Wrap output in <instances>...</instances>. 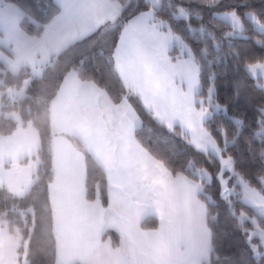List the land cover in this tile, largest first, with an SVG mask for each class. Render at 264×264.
I'll use <instances>...</instances> for the list:
<instances>
[{"label":"snow or ice","instance_id":"1","mask_svg":"<svg viewBox=\"0 0 264 264\" xmlns=\"http://www.w3.org/2000/svg\"><path fill=\"white\" fill-rule=\"evenodd\" d=\"M198 2L213 16H222L231 29L229 39L244 32L246 22L264 33V8L257 13L243 2L228 6L222 0ZM55 6V14L39 23L15 0H0V46L9 53L0 51V75L18 76L23 70L26 76H38L70 48L111 34L113 43L96 55L106 59L125 89L113 100L104 86L86 75V61L81 59L66 68L51 93L33 101L44 110L51 132L44 202L49 206L45 215L49 234L54 236L56 264H211L215 249L209 221L215 222L218 213L209 211L216 202L206 195V188L213 183L254 264H264V167L255 174L235 167L229 148L245 121L233 117L236 127L231 136L223 123L216 122V114L227 109L218 102L211 61L206 90L203 86L201 61L208 49L194 50L173 26L184 19L186 30L194 33L197 29L190 21L195 15L202 25V12L173 0L167 4L161 0H55ZM22 21L35 25L36 35H29ZM198 31L206 30L201 26ZM207 34L217 39L212 32ZM177 48L180 55L174 54ZM245 71L264 72V63L248 65ZM23 84L13 89L0 80V89L6 90H0V108L5 94L13 105L33 99L26 96L29 80ZM132 98L154 122L186 141L191 149L188 175L183 170L174 174L166 159L154 155L137 138L142 120ZM11 118L16 130L0 136V188L7 185L14 197H25L39 180L33 175L43 163L44 148L31 122L25 130L15 113ZM259 130H264V105L258 108L254 138L261 136ZM198 155L216 166L215 174L197 166ZM260 155L264 160V148ZM89 164L106 177L103 192L99 182L89 190ZM105 195L107 207L101 202ZM10 211L20 217L31 212L35 226L31 207L20 211L14 203ZM151 219H157L158 226L145 230L144 224ZM108 229L119 233V247L113 248L110 239L101 243ZM28 254V242L20 230L9 234L0 223V264H29Z\"/></svg>","mask_w":264,"mask_h":264},{"label":"trees","instance_id":"2","mask_svg":"<svg viewBox=\"0 0 264 264\" xmlns=\"http://www.w3.org/2000/svg\"><path fill=\"white\" fill-rule=\"evenodd\" d=\"M15 2L29 11L39 23L46 22L56 11L54 0H15ZM132 2L134 3L135 0ZM173 2L176 4L184 3L188 8L199 9L203 14L202 25L196 20L195 15L190 21L192 27L197 29L194 33H189L186 30V23L188 22L184 19L174 22L173 26L177 34H181L182 38L194 50L198 51L202 46L207 47L208 55L201 61L204 65L203 86L206 90L209 73L208 61H211L210 70L216 75L215 89L218 102L222 108L226 107L227 109L226 113L221 111V114L216 115V122L223 123L231 136L236 127L233 123V117L245 121L235 145L230 146L229 153L234 157L235 167L238 170L255 174L264 167V160L260 155L261 149L264 148V130H259L261 136L253 137V129L257 128L258 108L264 105V91L261 90L264 86L260 77L255 80L249 72L245 71V68L251 64L264 63V46L261 44L264 42V33L259 32L251 22H246V30L242 32L243 37L232 36L229 39L227 33L231 31L230 26L219 15L213 16L198 0H173ZM241 2L251 5L252 7L248 10L257 13L261 8H264V0H222L225 6L236 5ZM161 3L167 4L168 0H161ZM217 11H221V9H217ZM21 24L29 35H36L35 25H31L27 21H22ZM201 26L206 30L204 34L198 31ZM208 32H212L217 39L214 41L207 34ZM113 41L114 36L111 34L90 38L88 41L70 48L67 55L61 54L59 57H55L56 63L45 67L38 76H26L23 70L18 76L9 74L5 77L0 75V80H5L7 85L13 89L24 87L23 81L28 79L29 84L25 89L26 96L33 98L32 100L25 99L13 105L5 95L3 107L0 110V136L10 135L16 130V121L9 115L17 113L23 124L32 123V126L39 133L44 148V151L40 153L43 163L39 166V171L36 174L39 176V180L25 197H14L5 188H0V223L13 235L16 229L20 230V235L28 242L29 254L27 259L29 264H56L53 254L54 236L49 234V221L45 215L49 206L44 202L46 185L50 175L47 147L51 132L49 124L45 123L44 110L33 101L41 95L51 93L61 82L66 68L77 64L81 59L86 61L83 65L87 69L86 75L98 82L100 86H104L113 100L119 99L125 89L112 72L106 59L96 55L102 47L107 51L108 45ZM196 41H200V43ZM217 43H219V52L216 51ZM27 71L31 73L29 68ZM4 91L6 93V90ZM131 102L142 120V130L137 132V138L154 155L166 159L174 174L183 170L184 174L188 175L190 170L187 169L186 162L190 158L191 149L187 146L186 141L168 133L165 128L154 122L135 98H132ZM197 166L205 167L212 174L216 172V166L203 156H197ZM96 182L100 183L103 192L106 188V177H103L98 170L89 164L88 183L90 191ZM206 192H209L216 202L215 206L209 207L210 213L212 215L218 213L215 222L209 221L215 249L211 255V264H254L252 253L245 243L244 236L241 231L237 230L236 221L231 218L225 203L218 196V186L213 183L206 188ZM102 201L104 206H107L106 195L102 196ZM14 203L20 211H25L29 207L33 209L35 226H33V214L31 212L20 217L10 211ZM5 205H7V209ZM6 211L7 215H4ZM154 220L147 221L144 228L153 229L157 227ZM29 232L31 239H29ZM20 258L23 260V255Z\"/></svg>","mask_w":264,"mask_h":264},{"label":"crops","instance_id":"3","mask_svg":"<svg viewBox=\"0 0 264 264\" xmlns=\"http://www.w3.org/2000/svg\"><path fill=\"white\" fill-rule=\"evenodd\" d=\"M54 3H55V0H54ZM2 38H3V36H2V34H0V39H2ZM0 51H4V52H5V55H9L8 51H7L6 49H4L3 46H0ZM174 54H175V55H180V54H181L179 48L176 49V51H175ZM184 58L186 59L187 57L184 56ZM29 69H30V71H31V68H30V67H29ZM24 87H25V86H24ZM0 90H2V89H0ZM5 95H6V94H5ZM6 98H7V95H6ZM0 110H1V108H0ZM15 114L19 117V115H18L17 113H15ZM9 116H11V114H10ZM19 119H20V117H19ZM14 120H15V119H14ZM28 124H29V123H27V124H23V123L21 122V126H22L25 130L27 129ZM33 129L35 130L34 127H33ZM35 131H36V130H35ZM36 132H37V131H36ZM7 136H8V135H7ZM69 139H71V137H69ZM32 159L35 160V156H33ZM26 162H27V159H26V158H25V159H22V160L20 161V166H21V167H24L25 164H26ZM36 174H37V172L34 173V175H33V178H34V179H35ZM4 188L6 189V188H7V185H5ZM101 202H102V204H103V201H102V200H101ZM103 205H104V204H103ZM105 207H107V206H105ZM154 221L156 222V224H157V226H158V220L155 219ZM6 229H7V228H6ZM145 230H149V229H145ZM8 231H9V230H8ZM9 234H11L10 231H9ZM100 239H101V243H102V244L107 243L108 240L110 239V240H111V246H112L113 248H117V247H119V245H120L121 237H120L119 233H118L115 229H108V230H107V231L101 236ZM210 259H211V257H210Z\"/></svg>","mask_w":264,"mask_h":264},{"label":"rangeland","instance_id":"4","mask_svg":"<svg viewBox=\"0 0 264 264\" xmlns=\"http://www.w3.org/2000/svg\"><path fill=\"white\" fill-rule=\"evenodd\" d=\"M221 18H222V16H220ZM233 36H237V37H243V33H236L235 35H233ZM255 80H257L259 77L262 79V84H263V86H264V72H259V71H257V72H255V73H251L250 74ZM219 114H221V112H219V113H217L216 115H219ZM207 193V195H210L211 196V194L209 193V192H206Z\"/></svg>","mask_w":264,"mask_h":264}]
</instances>
